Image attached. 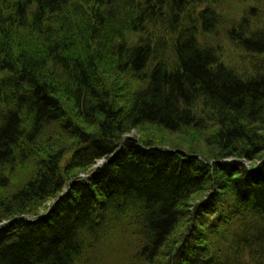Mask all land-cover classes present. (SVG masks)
I'll list each match as a JSON object with an SVG mask.
<instances>
[{
	"label": "trees",
	"instance_id": "trees-1",
	"mask_svg": "<svg viewBox=\"0 0 264 264\" xmlns=\"http://www.w3.org/2000/svg\"><path fill=\"white\" fill-rule=\"evenodd\" d=\"M256 1L0 0V264H264Z\"/></svg>",
	"mask_w": 264,
	"mask_h": 264
},
{
	"label": "rangeland",
	"instance_id": "rangeland-1",
	"mask_svg": "<svg viewBox=\"0 0 264 264\" xmlns=\"http://www.w3.org/2000/svg\"><path fill=\"white\" fill-rule=\"evenodd\" d=\"M243 5L244 4H242V5L235 4L234 2L227 3V5L225 6V14H227L228 16H231L233 14L240 13V12L244 11L246 8V7H243ZM255 5L260 6L262 9H264V0L256 1ZM260 21H261V24H264V10H263ZM223 33L224 32H219V34L215 37V41L219 44L220 48L222 49V56H224L223 57L224 60L229 65L234 66L235 68H238L241 70L247 69L245 66V63L248 59L247 56L241 50H239L234 45H232L230 42H228L225 38L226 36H224ZM144 132L152 135V137L155 138L153 140L158 142V143H162V141H164L165 144L179 145V144H182L181 141H183V140H181L179 135L178 136L177 135H174V136L165 135L162 132L157 131L156 129H154L152 127H145ZM130 135L135 136L138 140L142 136L141 133L137 130L132 131V133ZM194 138L195 139L192 140V142H189L190 147L195 149V150H198L199 153H201L203 156L208 157L209 152L211 153V151H212V148H208L204 144V141L202 140V138L200 136H195ZM229 159H231V158H229ZM247 162L249 164H251V162H249V161H247ZM50 204H51V202H48L47 206L49 207ZM42 211H43V209H42Z\"/></svg>",
	"mask_w": 264,
	"mask_h": 264
},
{
	"label": "bare ground",
	"instance_id": "bare-ground-1",
	"mask_svg": "<svg viewBox=\"0 0 264 264\" xmlns=\"http://www.w3.org/2000/svg\"><path fill=\"white\" fill-rule=\"evenodd\" d=\"M126 136H127V137H131L132 135L127 134ZM122 142H123V140H122ZM117 150H118V149H117ZM117 150H116V151H117ZM116 151H115V152H116ZM115 152H113L109 157H112V156L115 154ZM101 160H105V163H106V162L108 161V158H102V159L98 160L97 163L94 165V169H93V170H97V169H98V168L95 169V167H96V165L98 164V162L101 161ZM100 167H102V166H100ZM100 167H99V168H100ZM89 177H90L89 174H80L78 178H84V179H85V178H89ZM64 193H65V191L62 192V194H64ZM49 213H50V207H48V209L42 214V216H47ZM6 223H7V222L5 221V222H1L0 224H3V225H4V224H6ZM3 225H2V226H3ZM0 227H1V226H0Z\"/></svg>",
	"mask_w": 264,
	"mask_h": 264
},
{
	"label": "water",
	"instance_id": "water-1",
	"mask_svg": "<svg viewBox=\"0 0 264 264\" xmlns=\"http://www.w3.org/2000/svg\"><path fill=\"white\" fill-rule=\"evenodd\" d=\"M245 164H248L246 161H243ZM105 164V160H101L98 162V164L96 165L95 169L99 168L100 166ZM95 171V170H94ZM61 196V195H60ZM3 224H0V226H2Z\"/></svg>",
	"mask_w": 264,
	"mask_h": 264
}]
</instances>
